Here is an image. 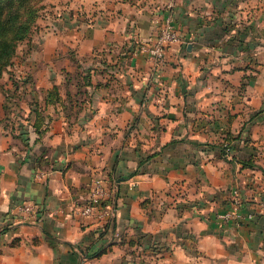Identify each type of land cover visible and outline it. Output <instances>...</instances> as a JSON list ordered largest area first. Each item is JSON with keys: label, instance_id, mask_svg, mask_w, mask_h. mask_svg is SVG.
Returning a JSON list of instances; mask_svg holds the SVG:
<instances>
[{"label": "crops", "instance_id": "0c3cea01", "mask_svg": "<svg viewBox=\"0 0 264 264\" xmlns=\"http://www.w3.org/2000/svg\"><path fill=\"white\" fill-rule=\"evenodd\" d=\"M42 2L1 77L0 264H264V0ZM97 175L107 230L78 213ZM233 190L251 218H219Z\"/></svg>", "mask_w": 264, "mask_h": 264}, {"label": "built area", "instance_id": "2783aa9c", "mask_svg": "<svg viewBox=\"0 0 264 264\" xmlns=\"http://www.w3.org/2000/svg\"><path fill=\"white\" fill-rule=\"evenodd\" d=\"M180 39L177 31L172 25L171 16L166 15L163 25L156 33L153 41L150 43H140L138 49L151 55L156 64H160L164 60L165 48ZM117 190V182L103 178L102 175L95 176L89 186L87 197L78 207V213L82 216H95V213L104 223L111 224L116 212L115 194ZM233 197L230 208L219 213V218L223 220L232 219L234 221L243 218H251L252 213L241 212V199L237 190H233ZM256 206L264 210V198L256 201ZM19 209L27 214H35V205L31 202H23Z\"/></svg>", "mask_w": 264, "mask_h": 264}, {"label": "trees", "instance_id": "16d2710c", "mask_svg": "<svg viewBox=\"0 0 264 264\" xmlns=\"http://www.w3.org/2000/svg\"><path fill=\"white\" fill-rule=\"evenodd\" d=\"M42 8V0H0V74L12 64L17 45L30 37ZM230 149L229 143L222 145L223 153ZM109 180L116 181V177L109 176ZM102 227L107 230L109 225Z\"/></svg>", "mask_w": 264, "mask_h": 264}, {"label": "rangeland", "instance_id": "374dc122", "mask_svg": "<svg viewBox=\"0 0 264 264\" xmlns=\"http://www.w3.org/2000/svg\"><path fill=\"white\" fill-rule=\"evenodd\" d=\"M43 1V0H42ZM24 40H27V39H24ZM23 40V41H24ZM27 50H28V45H27V43L26 42H20L18 45H17V47H16V49H15V52H14V56H13V58L15 57V56H17V58L18 57H23V56H25L26 55V53H27ZM16 58V59H17ZM12 62H13V59H12ZM9 66H11V65H9ZM9 66L6 68V70H4L1 74H0V85H2V83H3V81H2V79H1V77L4 75V73L7 71H11V68H9ZM8 75V74H7ZM27 75V73L25 72V74H23L22 76H26ZM11 77V79H12V81H15L14 80V78H12L13 76H10ZM23 77V78H24ZM12 95V94H11ZM8 96V95H7Z\"/></svg>", "mask_w": 264, "mask_h": 264}]
</instances>
